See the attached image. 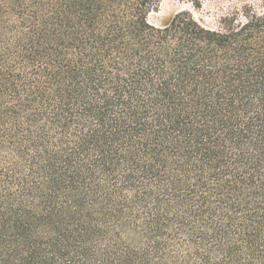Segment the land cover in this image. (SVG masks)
<instances>
[{"label": "trees", "instance_id": "1", "mask_svg": "<svg viewBox=\"0 0 264 264\" xmlns=\"http://www.w3.org/2000/svg\"><path fill=\"white\" fill-rule=\"evenodd\" d=\"M0 0V264H264V5Z\"/></svg>", "mask_w": 264, "mask_h": 264}, {"label": "rangeland", "instance_id": "2", "mask_svg": "<svg viewBox=\"0 0 264 264\" xmlns=\"http://www.w3.org/2000/svg\"><path fill=\"white\" fill-rule=\"evenodd\" d=\"M245 5L263 10L264 0H164L159 10L150 15V20L161 24L180 9L188 8L206 25L217 27L223 15L232 10L241 12Z\"/></svg>", "mask_w": 264, "mask_h": 264}]
</instances>
